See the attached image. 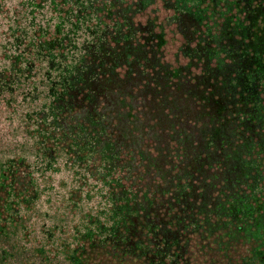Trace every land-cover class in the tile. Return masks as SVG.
I'll list each match as a JSON object with an SVG mask.
<instances>
[{
  "label": "trees",
  "instance_id": "16d2710c",
  "mask_svg": "<svg viewBox=\"0 0 264 264\" xmlns=\"http://www.w3.org/2000/svg\"><path fill=\"white\" fill-rule=\"evenodd\" d=\"M0 104V264H264V0H0Z\"/></svg>",
  "mask_w": 264,
  "mask_h": 264
},
{
  "label": "rangeland",
  "instance_id": "374dc122",
  "mask_svg": "<svg viewBox=\"0 0 264 264\" xmlns=\"http://www.w3.org/2000/svg\"><path fill=\"white\" fill-rule=\"evenodd\" d=\"M3 105L0 104V159L12 156L17 153L14 142H12L11 135L16 137L13 133L8 131V125L5 118H3ZM7 126V129H6ZM8 139H5L7 138Z\"/></svg>",
  "mask_w": 264,
  "mask_h": 264
}]
</instances>
